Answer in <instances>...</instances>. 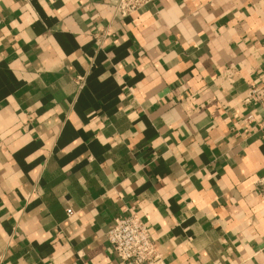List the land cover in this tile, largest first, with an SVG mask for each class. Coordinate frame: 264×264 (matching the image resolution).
<instances>
[{"label": "crops", "instance_id": "0c3cea01", "mask_svg": "<svg viewBox=\"0 0 264 264\" xmlns=\"http://www.w3.org/2000/svg\"><path fill=\"white\" fill-rule=\"evenodd\" d=\"M262 82L264 0H0V264H264Z\"/></svg>", "mask_w": 264, "mask_h": 264}, {"label": "built area", "instance_id": "2783aa9c", "mask_svg": "<svg viewBox=\"0 0 264 264\" xmlns=\"http://www.w3.org/2000/svg\"><path fill=\"white\" fill-rule=\"evenodd\" d=\"M113 14L120 19H127L151 0H107ZM83 78L76 77L78 88L83 85ZM243 104L250 109L260 108L264 112V82L260 85L252 84L248 87ZM246 124L255 123V116L250 113L245 118ZM71 215V211H66ZM106 242L111 250L116 264H165L162 256L157 252L154 241L150 236V228L133 211L117 217L106 234Z\"/></svg>", "mask_w": 264, "mask_h": 264}]
</instances>
